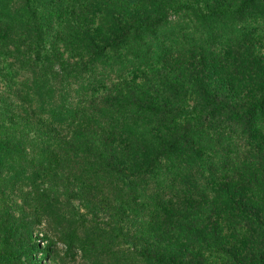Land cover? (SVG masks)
Listing matches in <instances>:
<instances>
[{"label":"trees","instance_id":"obj_1","mask_svg":"<svg viewBox=\"0 0 264 264\" xmlns=\"http://www.w3.org/2000/svg\"><path fill=\"white\" fill-rule=\"evenodd\" d=\"M8 58L0 264L35 221L72 264H264V0H0ZM24 189L38 216L4 228Z\"/></svg>","mask_w":264,"mask_h":264},{"label":"rangeland","instance_id":"obj_2","mask_svg":"<svg viewBox=\"0 0 264 264\" xmlns=\"http://www.w3.org/2000/svg\"><path fill=\"white\" fill-rule=\"evenodd\" d=\"M0 69L4 71V73H0V95L3 91L9 90V86L12 87L13 91L20 88L21 83L29 77L28 71L18 68L12 58L5 59V62L2 64L0 63ZM21 107L26 109V111H30L31 106L30 103L26 101ZM53 182L57 184L54 185L55 190L53 188L52 190L55 192L59 191L56 194L60 196V201H69L71 205L77 206V210L82 215H88L89 203L86 200L87 198H85L86 193L80 192V188L74 180L66 183L58 179L53 180ZM6 202L9 204V213H4L3 217H1L4 228H16L22 220L33 222L35 217L38 216L37 203L31 189H24L13 193L6 198ZM98 218L101 224L107 223L110 224V227H115V219L112 215L108 216L106 213L101 212ZM35 223L36 221L32 225L31 230L33 239H25L23 240V246L20 245L21 251H24L21 252L23 253L22 260L24 264H26L29 256L40 259L43 264H72L65 253L66 249L55 244L56 241L53 228L45 224L40 226ZM1 229H3V227ZM49 246L50 249L48 248ZM48 250L51 252L49 253Z\"/></svg>","mask_w":264,"mask_h":264}]
</instances>
